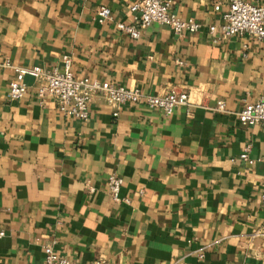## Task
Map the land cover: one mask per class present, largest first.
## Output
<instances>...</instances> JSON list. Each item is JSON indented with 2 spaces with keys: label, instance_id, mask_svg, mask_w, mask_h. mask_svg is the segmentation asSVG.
I'll return each instance as SVG.
<instances>
[{
  "label": "crops",
  "instance_id": "0c3cea01",
  "mask_svg": "<svg viewBox=\"0 0 264 264\" xmlns=\"http://www.w3.org/2000/svg\"><path fill=\"white\" fill-rule=\"evenodd\" d=\"M135 1L0 0V59L49 70L68 55L74 77L183 90L191 103L165 116L93 95L81 121L51 98L38 103L29 75L8 99L16 76L0 67V264H42L46 244L69 264H264V131L234 117L264 96V41L209 34L219 0H170L171 13L202 25L193 33L151 24L131 39L95 22L103 6L129 24ZM244 147L251 165L238 158ZM109 175L122 180L117 202Z\"/></svg>",
  "mask_w": 264,
  "mask_h": 264
},
{
  "label": "built area",
  "instance_id": "2783aa9c",
  "mask_svg": "<svg viewBox=\"0 0 264 264\" xmlns=\"http://www.w3.org/2000/svg\"><path fill=\"white\" fill-rule=\"evenodd\" d=\"M225 5V10L220 13L221 23L218 26L208 25L209 34L216 31L220 39L233 35H246L257 41H264V7L252 5L243 0H219L213 6V11H218L220 5ZM170 0H137L129 6L133 14L131 22L124 24L114 21L109 10L100 6L95 11V22L99 25L113 22L115 28L137 39L140 31L151 24L166 26L173 34L193 33L201 28V24L193 19H180L169 10ZM70 57L61 56L60 69L52 68L43 70L38 66L28 68L15 67L6 58L0 59V67L11 68L16 76L15 80L8 83L6 96L10 100H18L25 93V85L20 81L23 75L31 76L39 83L36 89L38 103L48 97L55 101L57 108L64 117L84 121L87 119V107L93 95H99L105 104L117 109L125 104H137L147 109H158L165 116L172 113L175 107H189V94L183 90H170L161 95H148L135 87L116 86L106 81L92 80L87 77H74L70 70ZM213 111L223 112L222 103L212 108ZM113 116L116 112L112 113ZM240 125L258 124L264 131V96L254 102L244 103L234 113ZM248 147L238 155V158L251 165L253 160L248 157ZM264 164V159L261 160ZM122 180L116 175H109L106 179V192L112 201H119L118 191ZM92 192L91 187H87ZM259 200L264 205V185L262 186ZM3 232L0 231V237ZM42 264H69L67 259L57 256L49 244L42 246ZM89 264H105L103 259H96Z\"/></svg>",
  "mask_w": 264,
  "mask_h": 264
}]
</instances>
